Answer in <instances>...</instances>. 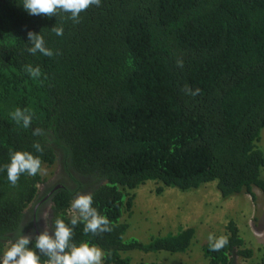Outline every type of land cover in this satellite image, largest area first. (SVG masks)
I'll return each mask as SVG.
<instances>
[{
    "label": "trees",
    "instance_id": "trees-1",
    "mask_svg": "<svg viewBox=\"0 0 264 264\" xmlns=\"http://www.w3.org/2000/svg\"><path fill=\"white\" fill-rule=\"evenodd\" d=\"M69 15L31 16L20 0H0V167L13 151L43 147L34 152L42 160L37 176L13 186L0 171V253L53 191L44 170L50 176L61 164L74 184H61L46 201L48 230L57 217L71 219L75 195L91 193L112 231L85 234L80 224L73 240L103 249L104 264H131L120 253L132 250L182 253L194 239V229L180 228L148 245L123 243L128 226L120 220L146 182L159 185L157 195L216 182L223 198L255 201L254 188L264 196V155L256 148L264 129V0H102L79 23ZM29 31L57 54L28 53ZM28 64L40 68L38 79L24 72ZM186 85L200 93L185 95ZM17 107L34 113L31 128L12 121ZM225 236L219 252L202 248L208 264H264L251 262L232 221Z\"/></svg>",
    "mask_w": 264,
    "mask_h": 264
},
{
    "label": "rangeland",
    "instance_id": "rangeland-1",
    "mask_svg": "<svg viewBox=\"0 0 264 264\" xmlns=\"http://www.w3.org/2000/svg\"><path fill=\"white\" fill-rule=\"evenodd\" d=\"M256 148L264 155V129L261 130ZM57 169L50 176L49 171L44 170L48 185L54 182ZM261 178L264 180V169ZM158 187L150 181L132 192L135 198L131 215L125 213L120 220L128 226L122 238L123 243L135 240L148 245L158 238L177 234L180 228L194 229V239L182 253H144L137 250L120 253L121 257H129L131 264H208L202 248L209 244V234L225 236L229 221L236 225L245 248L253 251L251 262L260 263L264 260V196L258 189H253L256 200L252 201L251 197L244 194L223 198L216 182L184 192L165 188L160 195L155 193Z\"/></svg>",
    "mask_w": 264,
    "mask_h": 264
},
{
    "label": "clouds",
    "instance_id": "clouds-1",
    "mask_svg": "<svg viewBox=\"0 0 264 264\" xmlns=\"http://www.w3.org/2000/svg\"><path fill=\"white\" fill-rule=\"evenodd\" d=\"M23 9L31 16L45 15L49 18L57 16L59 12L69 13V19L79 23L80 14L90 6L100 7L102 0H20ZM52 32L61 37L64 34L62 26H54ZM30 47L27 52L35 56L40 53L46 57H52L57 53L46 47L45 39L40 33L29 31L27 33ZM178 66L183 67V62L178 61ZM24 72L32 78H39L41 70L38 66L31 64L24 66ZM185 95L197 96L200 89L193 90L187 85L184 88ZM10 117L16 125L23 129L32 127L34 113L28 109L15 108ZM34 136L43 135L40 128L32 131ZM35 153H42L43 147L39 142L33 143ZM33 151L16 150L10 153L9 162L0 167L5 171L7 180L15 186L22 175L35 177L42 172V160ZM72 210L71 219L66 223L63 218L57 217L54 220L53 231L50 234L47 228L48 213L44 212L42 218L45 221V230L36 234H24L23 231L16 235L10 245L0 253V264H42V257H46L43 264H104L106 253L100 247L89 242L76 244L73 240L76 227L83 224L85 234L98 235L111 232L110 220L102 215L93 206V195L91 193H78L70 202ZM209 249L212 252H219L225 248L229 239L227 236H216L209 234Z\"/></svg>",
    "mask_w": 264,
    "mask_h": 264
},
{
    "label": "flooded vegetation",
    "instance_id": "flooded-vegetation-1",
    "mask_svg": "<svg viewBox=\"0 0 264 264\" xmlns=\"http://www.w3.org/2000/svg\"><path fill=\"white\" fill-rule=\"evenodd\" d=\"M64 170L66 169L63 168L62 164L58 166V169L56 172V178L54 179V182L49 184V185H54L53 191H51L50 193H47L41 201L37 202V205L34 208H32L29 212L25 214L23 221L21 223L20 229L18 231V234L22 230L24 234H31L33 235V238H34L36 234H39L40 232L45 230V221L42 218V216L44 212H47L48 215L50 213V208L47 206L46 201H48L49 198L52 196V193L54 192V190L62 187L61 184L65 183V185H68L70 187L73 183L72 180L70 181V179L68 178V175L64 172ZM48 188L49 186H46V189ZM84 188H86L85 183H84ZM69 189H72V188H69ZM42 194H44V191H42ZM40 196L41 194L39 195V197Z\"/></svg>",
    "mask_w": 264,
    "mask_h": 264
},
{
    "label": "crops",
    "instance_id": "crops-1",
    "mask_svg": "<svg viewBox=\"0 0 264 264\" xmlns=\"http://www.w3.org/2000/svg\"><path fill=\"white\" fill-rule=\"evenodd\" d=\"M264 229V228H263ZM264 231V230H263ZM260 232V231H259Z\"/></svg>",
    "mask_w": 264,
    "mask_h": 264
}]
</instances>
